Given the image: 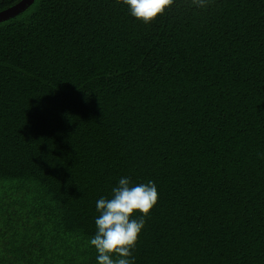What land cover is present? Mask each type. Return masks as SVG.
<instances>
[{"label": "trees", "instance_id": "16d2710c", "mask_svg": "<svg viewBox=\"0 0 264 264\" xmlns=\"http://www.w3.org/2000/svg\"><path fill=\"white\" fill-rule=\"evenodd\" d=\"M123 177L158 191L134 264H264V0L149 24L34 0L0 22V264H96Z\"/></svg>", "mask_w": 264, "mask_h": 264}, {"label": "clouds", "instance_id": "9594fccd", "mask_svg": "<svg viewBox=\"0 0 264 264\" xmlns=\"http://www.w3.org/2000/svg\"><path fill=\"white\" fill-rule=\"evenodd\" d=\"M127 6L132 17L149 24L165 14L175 0H117ZM197 8H205L211 0H191ZM158 202V191L153 181L135 186L127 177L112 188L111 198L101 197L96 202L99 216L96 231L89 240L94 247L96 264H134L133 250L148 217ZM140 213L134 219V213Z\"/></svg>", "mask_w": 264, "mask_h": 264}, {"label": "water", "instance_id": "95a60500", "mask_svg": "<svg viewBox=\"0 0 264 264\" xmlns=\"http://www.w3.org/2000/svg\"><path fill=\"white\" fill-rule=\"evenodd\" d=\"M34 0H19L15 4L0 10V22L14 17L28 8Z\"/></svg>", "mask_w": 264, "mask_h": 264}]
</instances>
